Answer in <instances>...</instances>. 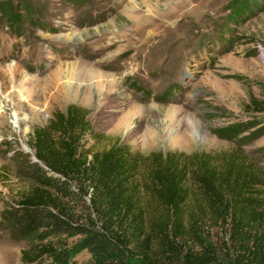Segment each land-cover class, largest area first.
<instances>
[{
	"label": "rangeland",
	"instance_id": "1",
	"mask_svg": "<svg viewBox=\"0 0 264 264\" xmlns=\"http://www.w3.org/2000/svg\"><path fill=\"white\" fill-rule=\"evenodd\" d=\"M254 1L235 15L241 0H25L29 11L0 0V264H54L23 263L35 242L16 239L1 214L26 188L18 170L34 159L31 128L69 104L132 151L204 153L218 166L236 154L264 201V130L241 147L212 133L243 122L264 129V0ZM189 201L202 204L192 187ZM226 232L200 236L218 244ZM76 240L48 242L64 252ZM89 261L80 250L70 264Z\"/></svg>",
	"mask_w": 264,
	"mask_h": 264
},
{
	"label": "trees",
	"instance_id": "2",
	"mask_svg": "<svg viewBox=\"0 0 264 264\" xmlns=\"http://www.w3.org/2000/svg\"><path fill=\"white\" fill-rule=\"evenodd\" d=\"M253 3L241 0L234 14ZM21 5L29 11L25 0ZM255 126L212 133L241 147L261 135ZM27 146L34 161L24 159L18 170L26 188L1 214L16 239L35 242L21 252L23 263L47 257L70 264L73 252L85 250L87 264H264V201L254 189L260 181L236 154L218 166L204 153L183 159L132 151L94 131L89 112L72 104L32 127ZM190 187L202 204L189 201ZM215 226L226 229L223 241L201 239ZM58 236L77 240L58 252L48 242Z\"/></svg>",
	"mask_w": 264,
	"mask_h": 264
},
{
	"label": "water",
	"instance_id": "3",
	"mask_svg": "<svg viewBox=\"0 0 264 264\" xmlns=\"http://www.w3.org/2000/svg\"><path fill=\"white\" fill-rule=\"evenodd\" d=\"M33 161H34V159H33Z\"/></svg>",
	"mask_w": 264,
	"mask_h": 264
}]
</instances>
